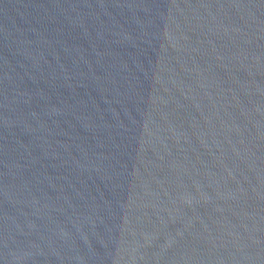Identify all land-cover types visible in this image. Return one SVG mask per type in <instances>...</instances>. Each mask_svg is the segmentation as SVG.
Returning a JSON list of instances; mask_svg holds the SVG:
<instances>
[{"label":"water","instance_id":"1","mask_svg":"<svg viewBox=\"0 0 264 264\" xmlns=\"http://www.w3.org/2000/svg\"><path fill=\"white\" fill-rule=\"evenodd\" d=\"M0 264H264V0H0Z\"/></svg>","mask_w":264,"mask_h":264}]
</instances>
